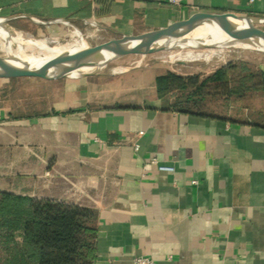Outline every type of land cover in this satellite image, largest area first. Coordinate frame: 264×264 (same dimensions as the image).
Listing matches in <instances>:
<instances>
[{"label":"crops","instance_id":"0c3cea01","mask_svg":"<svg viewBox=\"0 0 264 264\" xmlns=\"http://www.w3.org/2000/svg\"><path fill=\"white\" fill-rule=\"evenodd\" d=\"M196 12L264 16V0H0V17L67 20L95 39ZM246 55L264 74V53ZM119 68L0 78V191L96 210L92 264H264V91L239 110L183 112L157 95L166 68Z\"/></svg>","mask_w":264,"mask_h":264},{"label":"trees","instance_id":"16d2710c","mask_svg":"<svg viewBox=\"0 0 264 264\" xmlns=\"http://www.w3.org/2000/svg\"><path fill=\"white\" fill-rule=\"evenodd\" d=\"M155 84L158 97L175 94V109L198 113L208 97L264 91V74L244 61L229 62L206 76L168 71ZM96 219L89 207L0 191V264H92Z\"/></svg>","mask_w":264,"mask_h":264},{"label":"water","instance_id":"95a60500","mask_svg":"<svg viewBox=\"0 0 264 264\" xmlns=\"http://www.w3.org/2000/svg\"><path fill=\"white\" fill-rule=\"evenodd\" d=\"M17 18H26L37 25L64 24L69 30H76L83 41L51 56L21 55V45L14 37L23 32L11 25ZM260 25H264V16L196 12L161 28L89 44L82 29L67 20L43 21L28 14L3 16L0 17V78L60 79L103 75L115 59L165 48L211 47L264 53V28ZM208 26L214 27L206 31Z\"/></svg>","mask_w":264,"mask_h":264},{"label":"rangeland","instance_id":"374dc122","mask_svg":"<svg viewBox=\"0 0 264 264\" xmlns=\"http://www.w3.org/2000/svg\"><path fill=\"white\" fill-rule=\"evenodd\" d=\"M11 25L22 30L23 33H27L26 35H30L31 37L37 39L42 38V40L65 38L67 36L66 35L67 32H69V30L65 26H60L58 31L52 32V30H47L30 21H13L11 22ZM85 38L89 44H97L108 39L107 36L103 38L101 37L99 39H95V38L89 39L87 37ZM52 45L56 46L55 49L63 50L66 46V43L64 41L54 42ZM247 52H249V50H242V49L228 50V48H222V49L215 48L204 53L202 52L201 54L196 53L193 55L184 54L178 56H170L167 57L165 61L155 62V63L160 64V66H162L163 69L166 68L168 71H172L175 74L181 76L196 75V74L200 76H206L211 72H213L214 70H216L217 68L227 65L229 62H240V61L246 62V60L248 59L246 55ZM152 61L147 62V64L152 63ZM182 61H187L191 63L176 64L177 62H182ZM133 62H134V57L131 55H126L110 62L106 70L120 71L121 68L119 67H127V66L130 67L133 65ZM247 96H250V94L246 93L245 98L242 99V101H244V103L246 104L250 102ZM235 99L237 98H230L228 100H223L221 98L214 97V100H212L208 97L203 105V111L207 113L208 112L220 113L222 111L229 109L231 106H235L234 110H239L242 106V103L238 102Z\"/></svg>","mask_w":264,"mask_h":264},{"label":"bare ground","instance_id":"6f19581e","mask_svg":"<svg viewBox=\"0 0 264 264\" xmlns=\"http://www.w3.org/2000/svg\"><path fill=\"white\" fill-rule=\"evenodd\" d=\"M214 26L206 27V31H211ZM261 28H264V25H260ZM27 33L17 34V37H14L15 40L21 45L22 52L21 54H26L32 58H40L45 56L55 55L61 51L70 49L73 45L82 43L83 39L80 37L79 33L76 30L70 29L67 32L65 38H55L53 40H42V38L37 39L33 38ZM33 36V35H32ZM65 39V40H64ZM65 42L66 46L63 50L55 49L56 46L52 44L54 42ZM215 48L211 47H178V48H165V49H156L149 52L135 53L131 54L134 57V62L132 66H139L147 64L152 60H162L165 61L167 57L178 56V55H187V54H201L202 52H207ZM222 49V48H220ZM230 50V49H228ZM229 52V51H228ZM184 63H191L187 61H182Z\"/></svg>","mask_w":264,"mask_h":264},{"label":"built area","instance_id":"2783aa9c","mask_svg":"<svg viewBox=\"0 0 264 264\" xmlns=\"http://www.w3.org/2000/svg\"><path fill=\"white\" fill-rule=\"evenodd\" d=\"M182 0H167L168 3L170 4H173V5H180ZM84 35L85 37L87 38H95V34H86L84 32ZM137 147V145L135 146ZM150 163L151 164H154L157 166V169L158 170H161V171H173V167L171 166H166V165H163V164H157V160L156 158H152L150 160ZM195 182V181H193ZM133 264H155V262L153 261V259H151L150 257H147V256H136L134 259H133Z\"/></svg>","mask_w":264,"mask_h":264}]
</instances>
